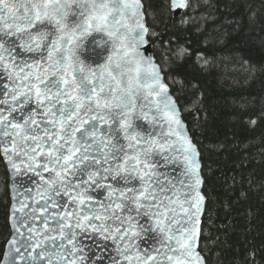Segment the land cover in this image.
<instances>
[{"label": "snow or ice", "instance_id": "1", "mask_svg": "<svg viewBox=\"0 0 264 264\" xmlns=\"http://www.w3.org/2000/svg\"><path fill=\"white\" fill-rule=\"evenodd\" d=\"M140 9V0H0V152L15 174L39 178L13 209L22 243L13 236L3 264H85V232L116 245L112 264H202L198 153L159 67L139 50ZM90 37L107 50L102 62L85 48ZM161 160L181 161L183 178L164 176ZM137 217L153 222L152 254L135 242L146 231Z\"/></svg>", "mask_w": 264, "mask_h": 264}, {"label": "trees", "instance_id": "2", "mask_svg": "<svg viewBox=\"0 0 264 264\" xmlns=\"http://www.w3.org/2000/svg\"><path fill=\"white\" fill-rule=\"evenodd\" d=\"M149 40L201 153L207 264H264V0H142ZM255 121V123H253ZM0 152V264L12 235Z\"/></svg>", "mask_w": 264, "mask_h": 264}, {"label": "water", "instance_id": "3", "mask_svg": "<svg viewBox=\"0 0 264 264\" xmlns=\"http://www.w3.org/2000/svg\"><path fill=\"white\" fill-rule=\"evenodd\" d=\"M141 3V13H142V19L143 22L145 24V27L148 29V25H147V21H146V14H145V6L142 0H140ZM186 3V7H174L173 6V0H171V6H172V10L174 11L176 16H179L183 13V11L186 10L189 1L185 0ZM101 39V35L100 34H95V40H100ZM145 39L148 41L147 45H141L140 46V51L144 53V55L146 57L151 56L153 62L159 67L160 72H161V76H162V80L163 82L166 84L167 88H168V93L171 96L172 100L175 102L176 108L179 111V118L182 122V125L185 129L186 135L191 139L193 145L195 146L198 156H197V160L200 164V177L202 180V184L200 186L199 191L201 192V194L204 196V201L202 204V213L199 216V225L197 226L198 228V239L196 244L193 246V252L198 254L200 257V260L202 261V264H207L206 263V259L204 257V255L201 253L200 251V238H201V227H202V222H203V217H204V212H205V207H206V196L204 194V177H203V168H202V161H201V153L199 151V148L197 146V144L195 143L191 132L189 130L188 124L186 123V121L183 118L180 106L175 98V96L172 94L171 92V88L168 85L164 73L162 71L161 66L159 65V63L157 62V59L155 57L154 54V50H153V45L149 40V29H148V33L145 37ZM85 48L86 49H95L96 53H99V55L95 56V59L98 61L102 62V56L107 55V50L106 49H101L99 47L96 46V44L93 43L92 38L90 37L88 41H86L85 43ZM147 48V51H145V49ZM90 53L88 51L84 52V56L87 57L89 56ZM3 81V77H0V82ZM0 86H2V84H0ZM139 111V109H137V112ZM137 125L140 126L141 129L143 128H148V123L147 121L144 120H138L136 121ZM165 131L167 130V125H164ZM157 131H159V128H157ZM173 139H175V137H173ZM177 147L179 146L178 144L176 145ZM2 153V152H1ZM2 156L4 158V161L6 163V166L8 168L9 171V178H10V191H11V210H10V222H11V228H12V235L9 239V241L13 238V236H16V239L18 241H20L22 243V241L20 240V236L19 234L15 233L13 230V216H19L21 215L20 212H15L13 211L14 207L19 208L20 207V201H23L25 199L26 196H35V192H36V188H35V180H38V177H35L33 173L28 172V173H24L23 171L20 174H15L14 170L12 169L11 165L9 164L7 158L3 155ZM157 159H161L160 157H157ZM19 162V161H17ZM159 171L166 177L170 178L174 183L179 180L182 179L183 177L181 176V173L183 171V164L181 161H177L175 163H168L167 166H164L163 161L161 160V167L159 169ZM179 186V185H177ZM28 190H31L30 192ZM94 196V200L95 201H101L104 203H107V201L104 199V197L100 196L99 193H93ZM106 196V193H105ZM31 200H29V204H31ZM35 206V205H32ZM187 206V205H185ZM25 212H30L31 208H25L24 209ZM33 215H38L37 213H33ZM139 221L140 225H143L144 229H146V231H143L141 233V235L137 238H135V242L139 245V251L141 252L142 255H149L152 254L153 249L155 247H159V244L157 243V233L151 231V227H152V221L148 218V217H137L136 218ZM180 219L181 222H184V218H183V213H180ZM37 226L39 225V221H36ZM96 223H99V221H97ZM173 227H177L176 225H173ZM189 227H191V225H189ZM22 232H24V235L27 236V232L24 229H21ZM9 241L6 245V249L5 252L11 247L9 245ZM57 243H59V241H57ZM65 244L67 243V241L64 242ZM79 244L83 247V252L81 253V255H83L85 257V264H112V258L115 257L116 259H121V257H119L115 251L116 245L113 244V242L111 240H104L99 234H93V233H89V232H85L83 233L80 237H79ZM121 247H123V242H121L120 244ZM69 247H71L69 245ZM147 249V251H145ZM23 251V249H22ZM28 251H31V248H28ZM163 251V250H161ZM5 254V253H4ZM129 255L133 254V250H130ZM98 257H102V259H98ZM157 259H162L161 256H157ZM4 261V256L2 259L1 264H3ZM122 264H127L126 261H123Z\"/></svg>", "mask_w": 264, "mask_h": 264}]
</instances>
